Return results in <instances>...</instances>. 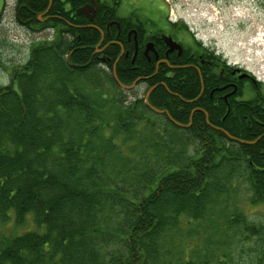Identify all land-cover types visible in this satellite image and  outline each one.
Instances as JSON below:
<instances>
[{
  "label": "trees",
  "instance_id": "1",
  "mask_svg": "<svg viewBox=\"0 0 264 264\" xmlns=\"http://www.w3.org/2000/svg\"><path fill=\"white\" fill-rule=\"evenodd\" d=\"M34 23L33 32L50 27ZM82 35L80 45L61 31L33 45L0 87V225L31 214L34 227L0 234V264H211L230 233L253 242L251 264H264V228L228 209L243 184L251 205L264 203V140L252 148L201 122L180 128L142 97L126 101L113 73L108 96L95 80L100 62L89 64L99 35ZM129 69L119 61L125 85L144 75ZM149 103L189 123L164 88Z\"/></svg>",
  "mask_w": 264,
  "mask_h": 264
},
{
  "label": "flooded vegetation",
  "instance_id": "2",
  "mask_svg": "<svg viewBox=\"0 0 264 264\" xmlns=\"http://www.w3.org/2000/svg\"><path fill=\"white\" fill-rule=\"evenodd\" d=\"M37 1L15 0L18 22L29 30L35 21L49 25L47 29L68 35L74 45L89 41L83 32L96 33L89 64L112 61L114 76L119 61H129V70L145 75L133 90L145 82L147 93L153 88L150 95L164 88L181 99L188 124L176 121L166 109L159 114L184 126L180 128L201 122L215 131L212 137L245 140L252 148L264 140V80L231 60L199 28L177 19L162 0H48L45 6Z\"/></svg>",
  "mask_w": 264,
  "mask_h": 264
},
{
  "label": "rangeland",
  "instance_id": "3",
  "mask_svg": "<svg viewBox=\"0 0 264 264\" xmlns=\"http://www.w3.org/2000/svg\"><path fill=\"white\" fill-rule=\"evenodd\" d=\"M162 1L170 6L171 12L177 19L187 21L199 28L205 39H211L217 48L235 63L249 67L260 77L264 75V0ZM217 6H221L222 9ZM53 36L51 29L33 32L25 28L17 20L15 0H0V87L11 84L13 72L23 68L33 45L50 41ZM93 71L98 73V78L95 80L99 77L101 79L99 80L101 91L108 96H110L108 93H111L110 97H116L117 87L109 77L113 69L100 62ZM147 91L148 85L144 82L139 84L134 92L125 91L122 96L126 101L131 102L136 97L144 99ZM235 192L228 209L231 210L236 206L238 210L247 214L249 222L264 228V203L251 205L248 200L251 193L245 184L238 186ZM32 222L31 214L23 224H17L16 219L12 218L4 223L5 225H0V234L21 235L34 229ZM211 231L213 233L205 234L211 235L215 241L219 239L218 232L214 229ZM229 238L231 242H228L227 246L232 244L231 247L222 245L223 248H219L211 264H251L256 254L253 250L254 243L243 242L241 234L234 236L232 233L222 236L220 240L224 243ZM202 243L201 246L204 248L206 244L204 245L203 240ZM209 244L211 245V242ZM204 251L200 253H207ZM225 251L229 254L227 257H222L226 254Z\"/></svg>",
  "mask_w": 264,
  "mask_h": 264
},
{
  "label": "water",
  "instance_id": "4",
  "mask_svg": "<svg viewBox=\"0 0 264 264\" xmlns=\"http://www.w3.org/2000/svg\"><path fill=\"white\" fill-rule=\"evenodd\" d=\"M114 78H115V80H116V82L119 84V86L122 88V89H124V90H132V89H134V87L136 86V84L138 83V81H139V79L138 80H136L132 85H125V84H123V83H121L120 81H119V79H118V77H117V74H116V71H114ZM153 90V88L147 93V95H146V97H145V102H146V104L148 105V106H150L151 107V109L154 111V112H156V113H158V114H164V113H166V111H163V110H159V109H157V108H154V107H152L151 105H150V103H149V95H150V93H151V91ZM177 126H179V127H184L182 124H180V123H178V122H174ZM238 140V142H240V143H243V144H250V142H248V141H245V140H240V139H237Z\"/></svg>",
  "mask_w": 264,
  "mask_h": 264
}]
</instances>
